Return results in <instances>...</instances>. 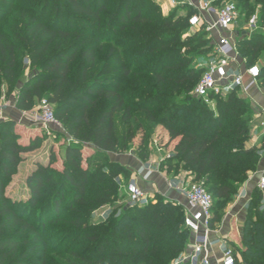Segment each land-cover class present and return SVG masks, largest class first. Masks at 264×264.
Wrapping results in <instances>:
<instances>
[{
    "label": "trees",
    "instance_id": "obj_1",
    "mask_svg": "<svg viewBox=\"0 0 264 264\" xmlns=\"http://www.w3.org/2000/svg\"><path fill=\"white\" fill-rule=\"evenodd\" d=\"M227 1L235 3L239 18L242 10L251 11L250 0ZM254 1L264 28V0ZM0 2L7 5L0 7V98L2 80L7 92L15 89L26 58L35 71L18 85L15 107L29 110L45 98L76 140L64 148L60 172L50 167L51 153L49 165H37L28 177L25 216L4 196V184L19 154L38 143H20L9 124L0 122V264H168L190 238L182 205L156 194L144 206H119V213L114 208L105 220L92 222L96 210L117 201L115 179L125 170L106 152L127 150L139 132L137 154L144 160L141 146L149 124L161 125L170 140H177L175 155L161 168L176 175L181 165L195 181L206 175L213 212L257 171L264 149V137L250 143L255 110L248 97L234 89L216 97L211 108L190 95L205 71L193 62L208 59L212 51L204 26L188 33V18L197 11L185 5L163 15L156 0ZM179 8L189 14L178 15ZM236 46L250 66L264 54V32L238 39ZM259 69L257 82L264 86V67ZM95 107L97 117L89 127L87 113ZM132 110L144 113L145 121L133 117ZM118 113L119 123L127 126L121 131ZM84 143L100 151L87 167L81 164ZM253 194L238 250L250 260L247 264H264V202L260 209L262 193L255 188ZM63 204L73 215L61 217ZM60 219L85 238L83 245L52 243L44 229Z\"/></svg>",
    "mask_w": 264,
    "mask_h": 264
},
{
    "label": "rangeland",
    "instance_id": "obj_2",
    "mask_svg": "<svg viewBox=\"0 0 264 264\" xmlns=\"http://www.w3.org/2000/svg\"><path fill=\"white\" fill-rule=\"evenodd\" d=\"M223 1L226 0H222L221 2ZM250 3L251 11L248 13L247 10H242L243 14L240 16L237 22V33L235 35L236 40L242 39L244 37H251L254 32H264V28L259 25V23L261 22L259 21L260 5H256L254 0H250ZM54 4L55 3L51 4V8L54 6ZM6 6L7 5L5 3L0 2V7L5 8ZM149 6L150 5L147 6V9L149 8ZM2 11L3 12H0V15H3L4 9ZM176 13L183 16L185 14H189V10L187 11L185 9V11H182L179 8L177 9ZM202 61L204 60L198 57L194 60L193 63L195 65H198L199 63H202ZM253 64H256L259 68L264 67V54H259ZM34 71L35 68L30 67L28 60L26 58H23L18 69V85H21V83H23L25 79L33 75ZM142 77L148 78L147 75H143ZM18 85H16L15 89L7 92L6 83L4 80H2L0 98V122H7L9 124V129L18 136L17 141H19L20 143L26 145L37 140L38 147L35 150L29 152H21L19 154V161L10 168L11 173L5 180L4 196L9 200L11 205H14L15 207L20 206V214L27 216V210H29V191L27 188L28 177L36 169L37 165L41 164L43 165V167L49 165V157L51 153L53 155V161L50 163V167L60 172L62 170V165L64 164V148L68 144L74 143L76 140L67 133V131L60 125L56 118V121L54 123H45L42 120L41 107L42 100H44L45 98L36 100L33 107L29 110L17 109L15 107V98ZM256 86V93H258L259 95H264V86L260 84ZM190 95L193 96V93L191 92ZM253 107L254 110H257L256 106ZM97 108L98 107L90 109L87 113L89 127H91L96 120L98 113ZM131 113L133 117H139L141 120L145 121L144 113H142L141 111L132 110ZM119 115L120 114L118 113L115 116V120L117 121L116 129L118 131H121L126 129L127 126H123L121 125V123H119ZM130 123H133V118L131 119ZM138 137L139 132L135 134L134 139L129 140L128 144L126 143L128 145V149L131 148L134 152L136 151V155H138L137 149L139 147ZM176 141L177 140L169 139L167 130L161 125L152 127L149 124V130H147L144 144L141 146V153L145 157V160L149 162L148 164L155 169L157 167V162L160 166V163H166L167 160L171 159L175 155L173 148ZM83 148L82 153L84 154V156H82L81 164L84 167H87L93 155L91 154L89 149ZM263 152L261 150L262 155ZM123 171L124 172H121L119 174V184H122V186H118L119 195L117 197V201L112 202L108 206V216L116 207H127L133 205L129 201L128 195L125 191V186L130 182V175H128L127 171ZM262 173L263 172H261L260 174ZM190 174V171L188 169L182 168L181 165L176 171L177 178H190L192 180H195L194 177ZM259 176V173H252L249 179L243 184V186H241L227 202H224L223 204H215L213 209V214L214 218L216 219L217 225L226 222V228L228 229L229 233L224 237L235 248L238 254V264H247V262L250 261L247 256H242L238 249L242 248L240 242L242 236V226L249 208V202L252 198H254V189L257 188L259 192L261 191L258 188L256 182H254L256 178H259ZM199 182H203V184L207 182L205 184V187L206 185L209 186L206 175H203L199 179ZM261 193L262 200L257 204L260 209L262 208L264 202V191H261ZM154 197L155 195L150 196V199L154 200ZM36 210L37 208L35 207L33 212L35 213ZM119 211L120 209L116 208V213H119ZM69 215H73V212H70L65 204H63L61 207V217H67ZM92 222L96 224L97 220L93 218ZM44 233L45 235H51V237L53 238L52 243H62V247L77 244L83 245L82 243H84L85 241V238H78V235L74 234L72 227L67 224V222H63L61 219L53 223L51 222L46 224ZM30 237L32 236H29L28 239H30ZM27 245L33 244H31L30 242V244ZM181 245H183L182 250L175 253L168 264H176L178 261H180L187 248L190 247V238H188ZM25 247L28 246H23L21 248ZM34 253L35 251L33 252V254Z\"/></svg>",
    "mask_w": 264,
    "mask_h": 264
},
{
    "label": "built area",
    "instance_id": "obj_3",
    "mask_svg": "<svg viewBox=\"0 0 264 264\" xmlns=\"http://www.w3.org/2000/svg\"><path fill=\"white\" fill-rule=\"evenodd\" d=\"M214 0H199L196 4L190 0L184 3L197 12L188 18V33L204 26L211 39L212 51L208 59L199 63L205 71L196 84L193 95L206 105L214 108L216 97L225 96L231 90L237 89L240 95L246 97L244 79L258 85L257 77L260 69L256 64L246 66L239 55L236 37L233 38L232 27L239 20L237 6L232 1H223L216 6ZM176 4L175 2H173ZM210 15L213 20L206 21ZM215 32V38L213 37ZM41 117L45 123L56 121L52 105L42 100ZM250 143L257 145L264 137V113L258 108L251 121ZM183 198L184 227L190 232V247L176 264H238V254L232 244L218 235L217 223L213 220V199L203 182L190 178L178 179L169 184ZM257 186L264 191V172L260 174ZM131 204L146 205L151 199L148 193L137 183L130 181L125 186Z\"/></svg>",
    "mask_w": 264,
    "mask_h": 264
},
{
    "label": "crops",
    "instance_id": "obj_4",
    "mask_svg": "<svg viewBox=\"0 0 264 264\" xmlns=\"http://www.w3.org/2000/svg\"><path fill=\"white\" fill-rule=\"evenodd\" d=\"M186 0H156V2L159 4L162 14L167 15L169 12L174 10L176 7L179 6H185L184 3ZM193 3H197L199 0H190ZM175 2L176 4H174ZM188 6V5H186ZM186 8H180V10L185 11ZM187 10V9H186ZM213 20L215 16L210 15L209 17L205 18L206 21ZM238 22V21H237ZM237 23L232 27V32L230 34L233 35V38L235 37L237 31H236ZM214 38H215V32H213ZM244 83L246 86V97H248L251 100V103L253 106H256L259 111H262V114L264 113V95H259L256 93V85L251 84L250 80L248 78L244 79ZM259 87V86H258ZM244 96V95H243ZM83 147L85 149H89L91 154L95 156L97 153H100L99 150H97L92 144L84 143ZM83 148V149H84ZM264 150H262L263 152ZM82 156L84 154L82 153ZM106 156L110 162L117 163L120 165L123 169H125L128 172L129 180L137 183L140 187L143 188L146 193H148L149 196H153L156 194L161 195L162 197L166 198L167 200L176 202L177 204L183 205L184 200L182 196L172 187H170V183L177 181L178 179L176 175H170L166 172L165 169L161 168L159 166V163L157 162V167L154 169L152 168L147 162V160L140 159L138 155H136V151L134 152L133 149H127L120 153L115 152H106ZM264 172V152L263 155L261 153V159L259 162L258 169L256 173ZM259 178H256L254 182H258ZM118 183V185L121 187L122 184H119L120 177L119 175L115 179ZM109 205L103 206L96 210L93 213V217L97 220H105L108 217L109 213ZM217 223V222H216ZM220 225V227H219ZM216 227L218 228V235L226 236L228 235L229 231L226 228V222L223 224H219ZM220 233V234H219ZM229 237V236H228Z\"/></svg>",
    "mask_w": 264,
    "mask_h": 264
}]
</instances>
